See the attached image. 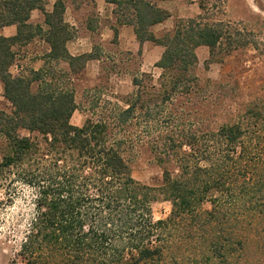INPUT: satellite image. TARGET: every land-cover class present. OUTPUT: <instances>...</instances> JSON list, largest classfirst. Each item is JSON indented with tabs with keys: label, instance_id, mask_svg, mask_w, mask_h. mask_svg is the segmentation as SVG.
I'll use <instances>...</instances> for the list:
<instances>
[{
	"label": "trees",
	"instance_id": "16d2710c",
	"mask_svg": "<svg viewBox=\"0 0 264 264\" xmlns=\"http://www.w3.org/2000/svg\"><path fill=\"white\" fill-rule=\"evenodd\" d=\"M106 1L116 5L117 24L132 26L140 45L163 48L154 63L159 74L133 75L135 91L123 106L104 100L103 111L76 126L70 123L74 91L62 78L96 56L68 53L72 33L62 20L61 0L50 13L44 12V0H0V29L10 24L17 29L11 37L0 33V83L9 103L8 111L0 109V186L6 183V200L14 183L32 191L20 263L159 264L169 229L189 224L204 235L207 260L238 264L244 247L238 224L252 226L264 213V94L230 100L237 106L230 122L210 120L212 88H224L199 80L195 49L206 46L213 60L225 39L223 28L200 14L176 18L170 30L156 36L151 27L170 17L159 6L167 0ZM32 9L44 13L49 51L39 69L12 75L13 46L42 34L27 23ZM113 34L116 38V28ZM59 62L68 72L57 69ZM134 143L145 144L162 169L157 191L171 204L164 220L152 219L156 189L132 177ZM203 201L211 207L199 210Z\"/></svg>",
	"mask_w": 264,
	"mask_h": 264
},
{
	"label": "rangeland",
	"instance_id": "374dc122",
	"mask_svg": "<svg viewBox=\"0 0 264 264\" xmlns=\"http://www.w3.org/2000/svg\"><path fill=\"white\" fill-rule=\"evenodd\" d=\"M169 1L162 8L170 13V17L154 30L151 29L156 36L170 30L176 18H190L200 14L206 21L214 22L225 31V39L216 46L213 60H208L206 46L195 49L197 64L194 73L199 80L210 81L209 84H204L206 87L213 83L223 86L222 91L221 87L212 88L214 102L206 109V115L210 120L230 122L234 119L231 115L237 107L230 100L240 103L250 96L264 94V0ZM235 30L238 33H235ZM226 35L229 38H226ZM90 39L94 46L92 54L99 62L84 65L76 74H69V79L62 78L65 86L71 87L74 91L76 110L70 117V123L76 126H80L92 113L95 115L103 111L104 100L117 102L123 106L125 99L132 96L135 91L131 84L133 75L150 73L156 78L159 74V69L152 68L159 59L155 61L159 55L158 51H151L144 56L142 50L140 52L120 50L114 39L111 44L100 43L96 36ZM17 45L12 48L15 55L18 54ZM229 49L230 54L224 55ZM159 50L162 52L163 48ZM19 59L15 56L13 65L19 64ZM20 64L25 63L20 61ZM56 67L68 72V66L63 62H59ZM9 72L12 75L18 74L14 67H10ZM223 92L227 95H221ZM215 96H222L221 101L225 103H218ZM98 101L99 106L94 108L93 103ZM0 109L9 110V103L2 96L1 83ZM21 134L24 132L21 131ZM2 144L0 137V156ZM129 150L134 180L156 189L150 202L152 219L164 220L170 212L171 204L157 191L162 183V169L145 144L134 143ZM5 185L4 182L0 186V264H13V261L21 264L17 253L33 213L32 191L26 186L14 183L11 196L6 200ZM210 207V202L203 201L198 209L207 210ZM238 225L237 232L244 241V247L238 254V264H264V213L252 226ZM225 228L228 230V227ZM168 234L159 264H221L214 259L207 260L206 244L203 240L204 235L201 237V230L191 229L188 224L184 226V230L170 228Z\"/></svg>",
	"mask_w": 264,
	"mask_h": 264
},
{
	"label": "crops",
	"instance_id": "0c3cea01",
	"mask_svg": "<svg viewBox=\"0 0 264 264\" xmlns=\"http://www.w3.org/2000/svg\"><path fill=\"white\" fill-rule=\"evenodd\" d=\"M55 1L44 0V12L50 13ZM61 2L64 6L62 20L72 32V37L65 44L70 55L78 56L92 53L94 47L92 39H90L92 36H96L102 44H111L114 39L120 50L134 52L140 48L144 56L151 51H158L159 55L155 61L161 55V50H159L161 47L158 45L150 44V42H143L140 45L136 41L132 26L117 24V18L121 12H118L114 3L106 0H61ZM169 2V0L160 2L159 6L162 8ZM44 19V13L40 9H32L29 12L27 23L34 26L38 25L42 30V34H35L26 43L17 45L16 51L18 54L15 56L20 58L18 60L19 64L11 66L15 68L17 73L29 69L37 70L44 64V55L49 51V46L44 41L43 36V33L47 30ZM161 24H156L151 29L154 30ZM114 28L117 30L116 38L113 34ZM16 31L15 24L6 25L0 29V33L5 37L14 36ZM20 61L25 64L21 65ZM92 62L98 63L99 59L97 57L88 59L85 65ZM152 68L156 67L153 66Z\"/></svg>",
	"mask_w": 264,
	"mask_h": 264
}]
</instances>
